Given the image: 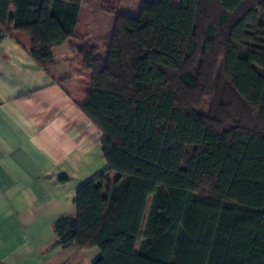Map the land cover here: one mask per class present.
<instances>
[{"label": "trees", "instance_id": "trees-1", "mask_svg": "<svg viewBox=\"0 0 264 264\" xmlns=\"http://www.w3.org/2000/svg\"><path fill=\"white\" fill-rule=\"evenodd\" d=\"M82 0H0V32L31 37L47 68L76 37ZM121 0L80 105L108 167L78 187L57 243L91 264H264V0ZM1 36V35H0Z\"/></svg>", "mask_w": 264, "mask_h": 264}, {"label": "crops", "instance_id": "crops-1", "mask_svg": "<svg viewBox=\"0 0 264 264\" xmlns=\"http://www.w3.org/2000/svg\"><path fill=\"white\" fill-rule=\"evenodd\" d=\"M145 1L121 0L118 12L135 16ZM114 23L102 0H82L77 36L51 49L47 68L31 56L28 34L0 36V264H91L99 254L59 245L53 223L75 214L78 187L108 167L104 134L80 108L92 74L76 46L104 58Z\"/></svg>", "mask_w": 264, "mask_h": 264}, {"label": "built area", "instance_id": "built-area-1", "mask_svg": "<svg viewBox=\"0 0 264 264\" xmlns=\"http://www.w3.org/2000/svg\"><path fill=\"white\" fill-rule=\"evenodd\" d=\"M4 33L3 32H0V35H3Z\"/></svg>", "mask_w": 264, "mask_h": 264}]
</instances>
